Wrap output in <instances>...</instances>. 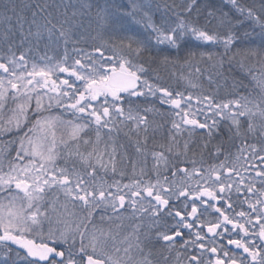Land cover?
Segmentation results:
<instances>
[{
    "label": "snow or ice",
    "instance_id": "1",
    "mask_svg": "<svg viewBox=\"0 0 264 264\" xmlns=\"http://www.w3.org/2000/svg\"><path fill=\"white\" fill-rule=\"evenodd\" d=\"M225 5L230 9L224 10ZM4 8L0 40L8 47L0 56V264H154L150 253L144 254L139 236L118 239L120 225L94 222L97 214L101 222L120 219V210L126 208L133 215L159 216L164 211L173 217L171 230L158 232L157 238L169 242V253L176 252L175 264H264V167L250 164H264V97L218 100L204 92H173L158 82V73L150 76L143 62L147 56L162 66L175 65L181 52L189 67L197 55L212 61L216 53L193 50L202 45L223 48L221 65L223 57L235 59L230 53L240 45L245 56L264 62V3L257 10L240 0H222L219 6L211 0H129L127 8L115 0H44L36 4L31 19L14 5ZM233 10L243 20L235 18ZM244 21L252 27L241 33L238 26ZM78 28L95 32L92 38L100 37L102 43L92 52L77 47L84 39L75 38ZM17 32L21 46L33 40L38 46L46 37L49 44L62 43L64 54L56 58L46 52L38 60L25 52L17 55L11 40ZM182 78L192 89L199 87ZM257 83L264 91V79ZM156 100L178 119L171 120L175 133L169 132L165 151L151 152L155 179H145L146 149L137 140V158H118L111 134L127 122L137 132L141 126L147 131L146 114L165 113L140 105ZM9 102L14 105L9 108L12 115L5 118ZM54 108L61 111L53 114ZM222 128L227 129L235 155L225 152L223 143L213 144ZM197 129L202 131L196 133ZM184 132L188 139L181 150L176 136ZM7 133L16 135L4 139ZM197 134L204 150L217 160L223 155L219 164L204 166L203 157L198 162L194 151L189 160L191 138ZM69 160L74 161L71 169ZM97 168L128 175V182L85 179L94 177ZM49 193L55 199H49ZM174 200L183 208H170ZM177 243L186 250V261L180 259Z\"/></svg>",
    "mask_w": 264,
    "mask_h": 264
},
{
    "label": "trees",
    "instance_id": "2",
    "mask_svg": "<svg viewBox=\"0 0 264 264\" xmlns=\"http://www.w3.org/2000/svg\"><path fill=\"white\" fill-rule=\"evenodd\" d=\"M38 2H44V0H0V13H3L5 11L4 4H8L9 6L14 5L17 9V12H22L28 19H31L32 11L36 10V4ZM62 0H48L49 4H60ZM76 4L77 0H63V3H69ZM116 3L120 4L124 8H127L128 4L124 0H115ZM157 2H161V0H157ZM171 2V0H169ZM180 0H177V3H179ZM211 2L217 6L221 5L222 0H211ZM240 3L245 6H255L257 10H259V7L262 3H264V0H240ZM30 6V7H26ZM230 6L225 5L224 10H229ZM50 11H54V9H49ZM71 9H69V12ZM235 18L243 20V17H240L238 13H236L234 10L231 13ZM11 15V13H9ZM156 19H159V16L157 15ZM2 23H0L1 26ZM15 24V20H13V25ZM3 25V24H2ZM86 27V25H85ZM239 31L242 33L244 28H251V22L244 21L242 25H239ZM27 29V25H26ZM5 29L0 27V35L3 34ZM258 31V29H257ZM76 37H79L81 35L84 36V39L77 45V46H83L84 49H87L89 51H93L94 46H99L102 43V39L100 37H97L96 39H93L92 37L96 36L95 32H91L89 34L84 29H76ZM75 37V38H76ZM106 38V37H105ZM11 40L14 41L13 43V51L15 52H23L27 48H31V56L40 57L44 55L46 52L47 54H51L53 57L60 58L64 54V45L62 43L60 45H56L55 43L49 44L47 39H43L39 42V45L37 46V43L35 40L32 41L31 44L24 43L23 46L20 45V37L19 33L14 37H11ZM193 45H195V42H192ZM70 47H72L71 44H69ZM8 45L4 43L2 40H0V52L6 53L7 52ZM244 45L239 46V50L237 48H233L232 53L230 55H235V59L232 61H229L227 57H223L224 62L221 65L219 63L221 57L223 56V48L221 46H212V45H202L199 47H194L193 50L197 51L199 53L200 51H211L216 53L214 59L212 61H209L207 58L204 60H200L199 55H197L196 60L193 62L192 66L189 67L187 65L183 64L184 59V53L181 52L180 54V62H178L175 65H169V66H162L159 65L155 61H148L147 56H145L143 62L147 67H149V75L155 76L157 73L160 76L159 83L163 84L166 87H169L172 89L173 92H184L190 93V89H187V86L184 85L183 81L186 80L182 77L189 78V73H191V77L195 79V82L199 85L198 88L192 89L193 92H202L204 91L206 94L215 96L218 100H226L231 99L234 97L242 96L244 93H249L255 95L258 92V88L256 86V79L260 73L256 74L260 71L261 68H264V62H262L258 58H252L250 56H245L243 51ZM106 51H111L110 49ZM39 54V55H38ZM200 68V72L197 73L196 68ZM256 74V75H255ZM256 77V78H255ZM255 78V79H254ZM253 83H255L253 87ZM191 92V93H193ZM246 96V95H243ZM154 108L159 109L160 112L166 113V109H164V106L161 105L159 102H154L151 104ZM150 105H140V107H145ZM152 114V113H151ZM166 117L164 115H160L158 113H155V116L153 118H150L149 126L150 129L147 131H144V129L141 126V129L139 132L135 130L131 137L128 139L126 138L124 141H122L123 148L127 151L129 154L130 152L134 151V154H137L134 148L136 147L137 140H139L141 147L145 148L146 151H153V150H161L165 151L167 148L166 145L170 144V140L167 139L168 135L161 134L162 129H166V127L169 126L166 122ZM153 131H158L154 132ZM161 133H160V132ZM159 133V134H157ZM196 133H200L199 131H196ZM14 133H7L4 136L6 139L11 138L14 136ZM128 135V134H127ZM136 137V138H135ZM177 137V136H176ZM188 139V135L183 137V142ZM191 153L193 154V151L195 152V159L199 160L202 157H209L214 158V156L210 153L208 150H204L202 147L203 141L201 140V137L197 134L194 135L193 138H191ZM183 142H179V147L181 150H183ZM217 143H223L225 152L231 151L233 155L236 154V148L232 145L231 142H229L227 138V129L222 128L221 134L213 141V144ZM237 144L240 142L237 141ZM163 146V147H162ZM223 155L220 157V160H223ZM220 160H217L216 158L213 160L216 163L219 164ZM212 164L210 161L204 162L205 165ZM199 166V165H198ZM128 167H131L130 164ZM129 172V170H128ZM114 174H112V177ZM123 181V179H122ZM128 181V178L125 180Z\"/></svg>",
    "mask_w": 264,
    "mask_h": 264
},
{
    "label": "rangeland",
    "instance_id": "3",
    "mask_svg": "<svg viewBox=\"0 0 264 264\" xmlns=\"http://www.w3.org/2000/svg\"><path fill=\"white\" fill-rule=\"evenodd\" d=\"M127 4H129V0H124ZM128 7V6H127ZM0 27H2L3 29H5V26L4 25H2L1 24V26ZM2 35V34H1ZM45 39H47L46 37H45ZM76 39H79V37H76ZM82 41V40H81ZM80 41V42H81ZM63 45V44H62ZM77 47H81L80 45L79 46H77ZM71 48L72 47H70V45H68V49H69V52H71ZM82 48H84L83 46H82ZM28 49L29 48H27L26 50H24L23 52H25V54L30 58V59H39V57H34V56H31V51H28ZM86 51H88V52H92V51H89V50H87V49H85ZM108 52V54H110V52L109 51H107ZM7 54V52L6 53H2V52H0V56H3V55H6ZM16 54L17 55H19L20 54V52H16ZM95 54V53H94ZM39 55V54H38ZM49 55H51V54H49ZM95 55H98V54H95ZM52 56V55H51ZM258 59H260V58H258ZM258 73H260L258 76H256L257 77V79H256V86H257V88H258V92L255 94V95H253V94H250L249 95V93L247 92V93H244L243 95H246L245 97H247L248 99H250V100H258V99H260L261 97H264V91H262L261 90V88L259 87V85H258V83H257V81L258 80H260V79H264V68H261L260 69V71L259 72H257L256 74H258ZM255 74V75H256ZM61 77H63V73H60L59 74ZM255 77V78H256ZM254 78V79H255ZM188 79H191L193 82H195V79L194 78H192L191 76H189V78ZM183 83H184V85H186L187 86V89H190L191 91H190V93L191 92H193L192 91V88L191 87H189L188 86V83H187V79L186 80H184L183 81ZM196 83V82H195ZM253 85V87H254V85H255V83H253L252 84ZM202 92H204V91H202ZM199 93H201V92H193V94H199ZM205 93V92H204ZM188 93H186L185 95H187ZM242 95V96H243ZM133 99H135V98H133ZM156 102H159L158 100H156ZM141 105H143V104H141ZM14 105H12V103L11 102H9V105H8V107H6L5 109H4V112H3V115L5 116V118H7L8 116H10V115H12V113L9 111V108L10 107H13ZM151 107H153L152 105H150ZM164 106V109H166V113H165V117H166V123L167 124H169V126L168 127H166V129H162L161 130V134H163V135H168L167 136V139H169V132L171 131V132H173V133H175V130L174 129H172V127H171V120L172 119H178V118H176V117H173V116H170V115H168L167 113H168V111H169V109H168V106H166V105H163ZM144 107H141V109H143ZM61 110L60 109H52V112H53V114H57V113H59ZM147 115V117H148V120H149V122H150V118H153L154 116H155V113H147L146 114ZM33 119H35V117L33 116L32 117ZM201 119H202V117H201ZM94 127V126H93ZM142 128H143V126H142ZM144 129V128H143ZM148 129H150V126H148V128H147V130ZM226 129V128H225ZM136 129H134L133 127H132V124H131V122H127V126H125V125H121L120 126V129L118 130V131H116V132H113L111 135H112V137L114 138V143H115V146L117 147V149H118V158H120L121 156H123V155H127L128 157H131V158H137L138 156H139V154H134L133 152L134 151H132V153L130 152L129 154L127 153V151L123 148V144H122V141H124L126 138L128 139L129 137H131V134L135 131ZM196 131H199V132H201L202 130H200V129H197ZM105 132H106V130H105ZM154 132H158V131H153V133ZM128 134V135H127ZM157 134H159V133H157ZM93 140L95 139V133L94 132H90L89 134H88ZM186 135H188V133L187 132H184V133H182L181 135H178L177 137H176V140H178L179 142L181 141V142H183L182 140H183V137L184 136H186ZM132 138V137H131ZM136 138V137H135ZM193 138V137H192ZM105 139H107V137H105ZM170 140V139H169ZM193 142V141H192ZM109 143H113V141H109ZM184 143V142H183ZM168 146V144L166 145V147ZM136 148V147H135ZM135 148H134V150H135ZM157 151V150H156ZM158 151H161V150H158ZM149 154H148V156H147V171H148V175L145 177V179H148L149 177L151 178V179H155V176H154V174H152V167H153V158H152V156H151V152L152 151H147ZM165 154L166 155H169L170 156V159L172 160V162L173 163H175V162H177V158L176 157H174V156H171V154H169V153H167V152H165ZM14 155H15V151H14ZM188 158H189V160L190 159H192L193 158V154L191 153V151H189L188 152ZM140 159V163L141 164H143V162H144V158L143 157H140L139 158ZM179 159L180 160H183L184 159V157H183V155H181L180 157H179ZM215 159V157L214 158H209V157H203V161L204 162H207V161H210L212 164L213 163H216L215 161H213ZM197 160V159H196ZM201 159H199V160H197L198 162L200 161ZM59 163L61 164V166H64V164H65V161H64V159H61L60 161H59ZM73 163H74V161L73 160H69V162H68V164H67V167H69V169H71L72 167H73ZM251 163H255L256 165H258V166H262V167H264V164H261V162L259 161V160H256V161H250V164ZM199 165V164H198ZM78 168H80V169H82V165H79V164H77L76 165ZM181 166H185V165H181ZM205 166H208V165H205ZM249 165H245V167H248ZM187 167H189V168H191L192 167V165H191V163H187ZM238 167H239V165H238ZM127 170H129L130 172H131V167H127ZM240 171H242L243 172V169H240ZM112 172L109 170V171H107V172H105L104 170H102V169H100V168H97V171H96V174H95V176L94 177H92V178H90V177H87V176H85V179H89V180H91V179H102V180H105V181H107L108 183H111L114 179H118V180H122L123 179V183H127L128 181H125L124 182V180H125V177L126 176H124V177H121L118 173L117 174H115L113 177H112ZM167 175H169L170 176V172L169 173H167ZM244 175L245 176H247V175H249V173H247V172H245L244 173ZM251 175L252 176H254V172H252L251 173ZM257 179H259V178H257ZM58 196H59V200L60 201H63L65 198H64V196H63V194L62 193H58L57 194ZM49 199H55V196L52 194V193H49ZM154 203V202H153ZM57 207H59V205H57ZM69 208L71 209V205H69ZM121 210H124V212L122 213L121 212ZM120 210V212H121V218L120 219H116V222L115 223H112V224H109L108 222V220H105V221H103V222H101L100 220H99V214H97V216H96V220L94 221L95 223H97V224H100V223H103L104 224V226L105 227H107V226H109V225H120V227H119V229L117 230L118 232H119V237H118V239H122L124 236H126V235H129V234H135V233H137L139 236H140V234L141 233H143L144 235H148L149 236V238H150V242H152V243H150V245L148 244V247L147 248H149V249H151V250H154L159 244H167L168 242H165V241H162V239H158L157 238V233L158 232H161L160 231V229L161 228H163L164 226H162V224L160 225V224H156V222H157V220L156 219H152L151 217H153V216H151L150 214H147L146 212L145 213H140V212H136L135 213V215H133V213H132V209L131 208H126V209H121ZM60 211H63V209H60ZM108 215H113L112 213H111V211H109V213H108ZM147 217H148V219H147ZM146 223H147V225H146ZM91 227V226H90ZM45 230H47V225H45ZM133 236V235H132ZM157 239H158V243H156V241H157ZM148 252V251H147ZM149 254V253H148ZM158 255H161V254H158ZM155 259V258H154ZM156 259L157 260H159L158 262H159V264H162L163 263V261L161 260V256H157L156 257ZM154 261V260H153ZM155 262V261H154ZM156 263V262H155ZM157 264V263H156ZM168 264H171V263H168Z\"/></svg>",
    "mask_w": 264,
    "mask_h": 264
},
{
    "label": "flooded vegetation",
    "instance_id": "4",
    "mask_svg": "<svg viewBox=\"0 0 264 264\" xmlns=\"http://www.w3.org/2000/svg\"><path fill=\"white\" fill-rule=\"evenodd\" d=\"M0 147H2V145H0ZM173 205L180 208V203L178 201L173 202ZM162 212L165 213L164 211H162ZM167 218H169V220H167V221H161V223H160V225L161 224H164L166 222L169 223L167 225V227H163V228L160 229L162 232L165 231V230H171V226L174 223L173 217H167ZM176 219H178V218H176ZM187 231L188 230H184L185 238L187 237ZM140 236L141 237H144L143 240L140 239V241H142V244L144 245V254L150 253V259L154 260L157 264H159V262H158L159 260H157L156 257L157 256H161V260L163 261L162 264H168V263L175 264V260H176V252L175 251L169 253L166 245L165 244H162V243L159 246H157V248H155L154 250H151V249L147 248L148 247V245H147V239H149V236L148 235H144L143 233H141ZM134 237H135V235L132 236L133 239H134ZM176 240L177 241H180L181 238L180 237H177ZM157 242H158V240H157ZM176 247H177V251H179L180 253H182L180 259L186 261V254H185L186 250L183 249V248H180L179 247V243H177V246ZM230 247H233V250H235L234 249V246H230ZM197 251H199V250H197ZM158 254H161V255H158ZM207 255H211V254L208 253ZM165 256L168 257V260L167 261H165V259H164ZM155 262H154V264H156Z\"/></svg>",
    "mask_w": 264,
    "mask_h": 264
}]
</instances>
